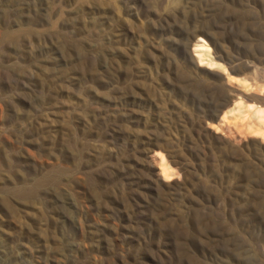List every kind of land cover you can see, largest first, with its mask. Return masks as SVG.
Here are the masks:
<instances>
[{
    "label": "rangeland",
    "instance_id": "rangeland-1",
    "mask_svg": "<svg viewBox=\"0 0 264 264\" xmlns=\"http://www.w3.org/2000/svg\"><path fill=\"white\" fill-rule=\"evenodd\" d=\"M0 264H264V0H0Z\"/></svg>",
    "mask_w": 264,
    "mask_h": 264
},
{
    "label": "bare ground",
    "instance_id": "bare-ground-1",
    "mask_svg": "<svg viewBox=\"0 0 264 264\" xmlns=\"http://www.w3.org/2000/svg\"><path fill=\"white\" fill-rule=\"evenodd\" d=\"M199 42H200V41H199ZM198 44H199V43H198ZM200 44H201V43H200ZM201 45H202V44H201ZM199 46H200V45H199ZM196 47H197V48H201V47L203 48V45H202L201 47H198V46H196ZM196 47H195V48H196ZM204 47H205V46H204ZM202 48H201V49H202ZM196 50H198V49H196ZM201 52H202V51H201ZM195 53H196V52H195ZM197 55H200V56L202 55V57L204 56L203 54H199V53H198ZM200 56H199V57L197 56V58L200 59ZM199 59H198V60H199ZM201 60H203V58H201ZM199 63H200V62H199ZM200 66H201V65H200ZM256 114H257V113H256ZM259 114H260V112H259ZM259 114H258V115H259ZM261 114H263V113H261ZM261 114H260V116H261ZM224 117H225V115H224ZM222 120H223V119H222ZM163 178H164V177H163ZM163 178H162V179H163ZM165 179H166V177H165Z\"/></svg>",
    "mask_w": 264,
    "mask_h": 264
}]
</instances>
